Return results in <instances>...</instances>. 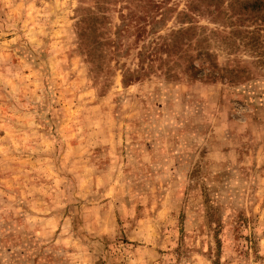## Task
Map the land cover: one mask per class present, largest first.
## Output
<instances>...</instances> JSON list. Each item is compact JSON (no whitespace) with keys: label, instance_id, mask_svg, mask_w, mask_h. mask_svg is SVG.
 <instances>
[{"label":"rangeland","instance_id":"374dc122","mask_svg":"<svg viewBox=\"0 0 264 264\" xmlns=\"http://www.w3.org/2000/svg\"><path fill=\"white\" fill-rule=\"evenodd\" d=\"M230 1L0 0V264H264V10Z\"/></svg>","mask_w":264,"mask_h":264},{"label":"trees","instance_id":"16d2710c","mask_svg":"<svg viewBox=\"0 0 264 264\" xmlns=\"http://www.w3.org/2000/svg\"><path fill=\"white\" fill-rule=\"evenodd\" d=\"M235 3H237V7L235 6ZM228 4H229V8H231V9H234L235 8L237 10L240 9V10H243V11L245 9H248V8H251V10H253V11H261V10H264V0H252V3H251L250 6H247L246 5L247 3H246L245 0H233V2H231V1L228 2ZM243 11H240V12H243ZM253 15H254V13H253ZM262 20H263V18L262 17H259V21H262ZM187 30L188 29H184L180 33L185 34V33H187ZM252 37H254V36H252ZM172 39L175 40V38H173V37H172ZM166 45H170V43H167Z\"/></svg>","mask_w":264,"mask_h":264}]
</instances>
